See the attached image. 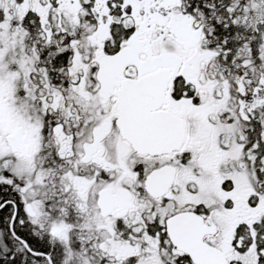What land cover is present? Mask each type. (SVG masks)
<instances>
[{"label": "snow or ice", "instance_id": "1", "mask_svg": "<svg viewBox=\"0 0 264 264\" xmlns=\"http://www.w3.org/2000/svg\"><path fill=\"white\" fill-rule=\"evenodd\" d=\"M0 264H264V0H0Z\"/></svg>", "mask_w": 264, "mask_h": 264}]
</instances>
